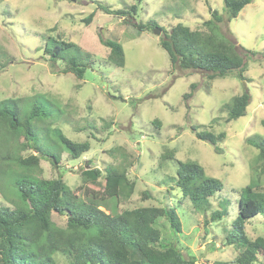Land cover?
Segmentation results:
<instances>
[{
    "label": "rangeland",
    "instance_id": "374dc122",
    "mask_svg": "<svg viewBox=\"0 0 264 264\" xmlns=\"http://www.w3.org/2000/svg\"><path fill=\"white\" fill-rule=\"evenodd\" d=\"M99 4L111 10L137 5V13L124 21L105 14ZM211 10L222 16L218 33L241 53L245 80L237 79L236 72L208 80L205 72L173 68L160 46L163 34L177 24L203 30ZM90 14L93 17L86 23ZM226 17L223 0H0V99H26L20 105L7 104L17 111L39 105L67 138L91 145L87 153L71 160L59 152L62 146L52 133L41 135L37 144L59 152L60 161L54 167L41 158L40 177L62 175L64 183L86 201L94 194L101 197L109 167L126 168L135 187L128 199L120 198L116 211L170 204L181 233L169 236L165 220L158 227L164 239L186 260L193 258L194 264H234L236 250L224 244V233L237 217L239 192L250 182L264 187V175H258L259 165H255L258 150L246 143L254 136L264 139V0H251L236 18L226 21ZM149 21L157 24L159 36L153 32L155 27L138 31L133 25ZM99 37L122 46V68L108 63L109 50ZM60 42L73 45L61 56L67 53L85 66L81 79L65 73L66 61L52 65L44 55L45 48L49 52ZM243 92L250 96L245 115L227 122L226 106ZM40 127L45 128V123ZM202 131L225 133L217 144L219 152L197 138ZM28 154L33 153H22ZM186 161L198 163L208 177L223 185L210 199L206 213L180 200L176 170L178 162ZM91 169L101 173L96 182L81 175ZM147 191L150 197L142 195ZM8 199L2 200L0 194V205L11 206ZM221 209L227 214L210 222L211 213ZM51 219L65 227L64 217L54 213ZM249 222L247 235L264 238V217ZM57 259L67 264L64 256Z\"/></svg>",
    "mask_w": 264,
    "mask_h": 264
},
{
    "label": "trees",
    "instance_id": "16d2710c",
    "mask_svg": "<svg viewBox=\"0 0 264 264\" xmlns=\"http://www.w3.org/2000/svg\"><path fill=\"white\" fill-rule=\"evenodd\" d=\"M250 2L223 0L226 21L236 18ZM99 7L105 14L124 21L127 17L132 19L137 13V5L117 10L100 4ZM92 17L90 14L84 21L88 23ZM221 22L222 16L211 10L210 18L202 23L203 30H191L177 24L164 33L159 43L167 52L172 67L205 72L208 80L224 79L232 72H236L237 79L245 80L241 53L235 44L218 33ZM133 25L138 31H148L157 26L151 21ZM99 41L109 50L106 57L108 63L122 68V46L101 37ZM60 45H54L49 52L45 48L44 55L52 65L56 60L66 61L65 73L70 72L81 79L85 66L67 53L61 56L63 50H69L73 45L64 42ZM12 99H0V194L2 200L9 197L12 202L11 206L0 205V264H59L57 256H64L67 264L195 263L193 258L186 260L181 251L164 239L158 227L159 222L165 220L169 236L181 233L180 220L170 204L164 202L161 206L116 211L120 198L128 199L135 187L127 176L126 168L109 167L105 171L101 197L94 194L86 201L64 183L62 175L53 179L40 177L41 158H46L57 167L59 152L63 151L71 160H77L91 149L90 142H74L67 138L56 123L46 119L47 114L39 105L33 104L25 112L9 108V102L16 101L20 105L22 100ZM249 101L247 92L234 96L226 106V121L244 116ZM41 123H45V128L40 127ZM48 133H52L61 144L62 149L58 153L38 145L41 135ZM196 136L215 146V151L219 152L217 144L225 138V133L216 135L202 131ZM246 143L258 150L255 165H259L258 175H264V139L254 136L247 138ZM28 150L33 154L23 156L22 153ZM81 175L85 180L96 182L101 173L98 169H91L82 171ZM175 187L181 193L180 200H187L196 210L206 213L210 199L222 190L223 185L219 180L208 177L198 163L186 161L178 162ZM149 194L150 191L142 193L144 197H150ZM104 197L112 204L109 205ZM54 213L65 218L64 228L52 221ZM226 214V209L214 211L210 222H218ZM258 215L264 217V187L259 188L250 182L239 192L237 217L227 235L224 233V244L236 250L234 264H264V238L258 236L251 239L245 232V224Z\"/></svg>",
    "mask_w": 264,
    "mask_h": 264
},
{
    "label": "water",
    "instance_id": "95a60500",
    "mask_svg": "<svg viewBox=\"0 0 264 264\" xmlns=\"http://www.w3.org/2000/svg\"><path fill=\"white\" fill-rule=\"evenodd\" d=\"M153 32H154V34L157 35V36L160 35V29H159L158 27H155V28L153 29Z\"/></svg>",
    "mask_w": 264,
    "mask_h": 264
}]
</instances>
